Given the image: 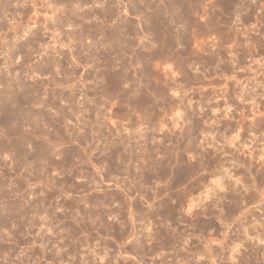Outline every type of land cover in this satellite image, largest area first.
<instances>
[{"label": "rangeland", "instance_id": "obj_1", "mask_svg": "<svg viewBox=\"0 0 264 264\" xmlns=\"http://www.w3.org/2000/svg\"><path fill=\"white\" fill-rule=\"evenodd\" d=\"M249 1L0 18V79L21 99L0 111V264H264V0Z\"/></svg>", "mask_w": 264, "mask_h": 264}, {"label": "bare ground", "instance_id": "obj_2", "mask_svg": "<svg viewBox=\"0 0 264 264\" xmlns=\"http://www.w3.org/2000/svg\"><path fill=\"white\" fill-rule=\"evenodd\" d=\"M65 1H68V2H72V1H75V0H46V1H44V0H0V18H1V20H4V19H2V17H5L6 18V16L8 17V20L9 21H11V20H14V18H19V17H22L23 15L25 16V15H27L28 13H29V11H33V13L30 15V16H28V18L30 19V21H33L34 20V22H36L37 21V13H38V9H37V5L38 4H41V5H44V4H49V3H52V4H55V5H57L58 3H63V5H65L67 2H65ZM142 1V0H141ZM185 1H187V0H172V3L173 4H175V3H178V2H180V3H182V2H185ZM245 0H224V2H226V3H228V4H230V5H238V4H242L243 2H244ZM249 1V0H248ZM251 1V0H250ZM249 1V2H250ZM257 1V0H256ZM65 2V3H64ZM78 2V1H77ZM171 2V1H170ZM196 2H198V1H196ZM200 2H201V0H200ZM54 6V5H53ZM53 8H55V6L53 7ZM51 9V11H53L54 9ZM31 11V12H32ZM2 13H6V14H4V16H1V14ZM83 13V12H82ZM77 15V14H76ZM82 15H85L84 13L82 14ZM81 15V16H82ZM16 16H18V17H16ZM78 16V15H77ZM86 17H87V14H86ZM89 17V16H88ZM57 18H59V17H56V20H57ZM67 18V17H66ZM72 18V17H71ZM70 17H69V19L68 20H70L71 19ZM76 18V17H75ZM82 18V17H81ZM54 19H55V15H54ZM61 19V18H60ZM65 19V18H64ZM1 20H0V28H1ZM56 20H55V22H56ZM66 20V19H65ZM72 20V19H71ZM81 20V19H80ZM80 20H79V22H80ZM15 21V20H14ZM60 21V20H59ZM59 21L57 22V24L59 23ZM4 22V21H3ZM62 23H63V21H61ZM65 22V21H64ZM70 22V21H69ZM73 22H75L74 21V17H73ZM10 23H12L9 27L11 28V29H9L10 31H12V32H14L13 34H17L16 32H17V28L18 27H20L21 26V21L19 20V21H16V22H10ZM67 23V22H66ZM72 23V22H71ZM82 23L85 25V22H83L82 21ZM87 23V22H86ZM13 24H14V26H13ZM56 24V25H57ZM91 24V23H90ZM89 23H87L86 25H90ZM58 25H61V24H58ZM57 25V26H58ZM23 26V25H22ZM45 28H47V26H44ZM49 27V26H48ZM48 29V28H47ZM24 32V31H23ZM33 32V31H32ZM31 32V33H32ZM52 32V31H51ZM11 33V32H10ZM22 33V32H21ZM36 33V32H35ZM35 33H34V35H35ZM69 33V32H68ZM69 36L71 35V34H68ZM14 37H16V36H14ZM30 38V37H29ZM37 40V38H36V36H34L32 39H29V40H27V44H32L33 42H35ZM55 42H57V41H55ZM25 43V44H26ZM26 44V45H27ZM26 45H24L23 44V46L22 47H24V46H26ZM10 47L12 48V52L14 51L15 52V50H13V49H17L18 48V50L19 51H21L20 49H22L21 47L19 48V46L18 45H14V43H12L11 45H10ZM30 47V46H29ZM25 48V47H24ZM27 49V48H26ZM26 49H24V51L26 50ZM31 50V49H30ZM30 50H28V51H30ZM17 51V50H16ZM31 52V51H30ZM26 53H28L27 51H26ZM10 55V54H9ZM8 55V57H11V56H9ZM6 59V58H5ZM7 60H8V58H7ZM53 61H54V59H53ZM5 63V62H4ZM7 79V78H6ZM6 79H0V84L2 85V88H0V111L1 112H3V114H5L6 112V110H5V107H4V105H5V103L8 101V100H11V101H14L15 103H17L18 101H19V103L21 104V99H20V97H17V94L16 93H14V92H12V89H11V86L13 85V83H12V81H8V80H6ZM16 82V81H15ZM14 82V83H15ZM18 82H20V81H18ZM17 83V82H16ZM20 84H21V82H20ZM22 85V84H21ZM22 87H24V89H25V87L26 86H22ZM26 102H28V100L26 101ZM28 104V103H27ZM29 105V104H28ZM28 105H27V107H28ZM30 108V107H29ZM263 157H264V153H263ZM97 200V199H96ZM95 203H97V202H95ZM46 217V216H45ZM57 217V216H56ZM65 226H69L70 228H69V230H67V231H69V233L72 235V233L74 232L73 231V227H72V225L71 224H66ZM66 228V227H65ZM63 233H65V232H63ZM67 235V234H66ZM72 242V241H71ZM74 243V242H73ZM74 246V245H73ZM72 249V248H71ZM70 250V249H69ZM72 251V250H71ZM60 254V253H59ZM54 255V254H53ZM72 255V254H71ZM74 255V254H73ZM80 255V254H79ZM84 255V254H83ZM90 255V254H89ZM43 256H45V255H43ZM51 256H52V254H51ZM55 256V255H54ZM53 256V257H54ZM64 256V255H63ZM62 256V257H63ZM68 256V255H67ZM85 256V255H84ZM86 256H87V254H86ZM74 257V256H73ZM83 257V256H82ZM55 258V257H54ZM65 258H67V257H65ZM70 258H72V257H69L68 259L70 260ZM85 258V257H84ZM56 259V258H55ZM54 259V260H55ZM61 259V258H60ZM77 259V258H76ZM87 259H89V258H87ZM93 259V258H92ZM53 260V259H52ZM63 260V259H62ZM79 260V259H78ZM78 260H77V264L78 263H80V262H78ZM91 260V259H90ZM58 261V260H57ZM75 261V260H74ZM80 261V260H79ZM82 261H84V263H86L87 261H85V260H83V258H82V260H81V262ZM92 261V260H91ZM103 261V260H102ZM90 262V261H89ZM92 263V262H91ZM100 263V262H99ZM104 263V262H103ZM120 263V262H119ZM66 264H68V263H66ZM86 264H90V263H86ZM95 264V263H94ZM121 264V263H120Z\"/></svg>", "mask_w": 264, "mask_h": 264}, {"label": "clouds", "instance_id": "obj_3", "mask_svg": "<svg viewBox=\"0 0 264 264\" xmlns=\"http://www.w3.org/2000/svg\"><path fill=\"white\" fill-rule=\"evenodd\" d=\"M225 179H226V180H230L231 177H230V176H227V174H225ZM214 183H218V182H215V181H214Z\"/></svg>", "mask_w": 264, "mask_h": 264}]
</instances>
